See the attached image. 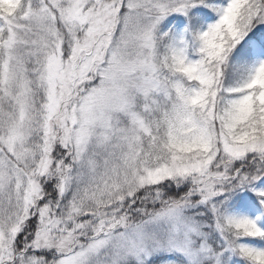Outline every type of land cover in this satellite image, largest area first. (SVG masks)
I'll return each mask as SVG.
<instances>
[{
  "label": "snow or ice",
  "instance_id": "obj_1",
  "mask_svg": "<svg viewBox=\"0 0 264 264\" xmlns=\"http://www.w3.org/2000/svg\"><path fill=\"white\" fill-rule=\"evenodd\" d=\"M0 264H264V0H0Z\"/></svg>",
  "mask_w": 264,
  "mask_h": 264
}]
</instances>
